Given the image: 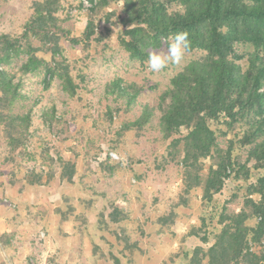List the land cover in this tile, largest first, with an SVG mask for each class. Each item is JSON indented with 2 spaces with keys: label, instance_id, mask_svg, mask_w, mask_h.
<instances>
[{
  "label": "rangeland",
  "instance_id": "374dc122",
  "mask_svg": "<svg viewBox=\"0 0 264 264\" xmlns=\"http://www.w3.org/2000/svg\"><path fill=\"white\" fill-rule=\"evenodd\" d=\"M93 1L86 6L82 0H0V36L19 38L21 49L18 57L2 65L20 95L13 107L0 106L7 114L0 122V175L19 186L66 180L73 189L67 201L79 198L91 209H100V227L118 237V245L112 244L121 252L116 264H136V251L148 254L141 264H211L209 248L233 223L231 218L244 214V224L250 227L262 221L254 203H264V160L257 166L249 159L255 141L247 145L243 138L253 128L244 121L231 130L228 140L236 161L222 185L208 189L206 178L214 163L208 157L203 159V184L187 192L183 143L166 153L180 135L168 139L161 131L160 97L193 55L182 42L165 41L145 60L132 56L122 40L123 3ZM39 4L53 9L52 33L60 38L61 55L41 36L21 37ZM89 23L94 28L91 38L86 34ZM29 41L42 63L24 70ZM62 64L71 66L74 92L66 90L58 74L56 66ZM112 151L122 159L111 158ZM60 157L75 164L71 178L65 176L67 166ZM5 198L14 203L10 193ZM165 232L167 239L161 234ZM250 239L252 248L263 253L264 239Z\"/></svg>",
  "mask_w": 264,
  "mask_h": 264
},
{
  "label": "trees",
  "instance_id": "16d2710c",
  "mask_svg": "<svg viewBox=\"0 0 264 264\" xmlns=\"http://www.w3.org/2000/svg\"><path fill=\"white\" fill-rule=\"evenodd\" d=\"M102 1L105 5L112 1L123 3L125 37L122 40L132 56L145 60L150 50L161 47L165 41L169 44L180 41L193 55L171 77L160 97L161 131L168 139L180 135L172 140L166 153L170 155L172 146L179 147L183 143L181 167L185 190L191 192L203 184V159L208 157L214 160L206 178L208 189L224 183L227 171L236 161L228 136L244 121L253 128L243 137L246 144L255 141L249 159L261 166L259 162L264 160V0ZM46 9L43 5L37 6L21 37L41 36L53 44L54 54L61 55L64 52L60 38L52 33L53 9L49 4ZM86 34L88 38L93 36V23L87 26ZM26 48L29 59L23 65L24 70L38 68L42 60L36 55L35 47L29 41ZM20 54L19 38L10 34L0 36V106L11 108L19 98L18 85L2 65ZM56 67L66 90L74 92L77 85L71 66ZM52 70L50 68L49 72ZM117 84L124 94L122 81ZM4 116L7 118V114L0 112V122ZM141 121L138 119L137 123ZM224 141L228 142L227 147ZM60 160L67 166L65 176L71 178L75 164L62 157ZM254 205L262 221L257 227H250L244 224V214L231 218L233 223L218 234L209 248L211 264H261L264 261V251L260 254L250 245V238L255 243L264 239V203Z\"/></svg>",
  "mask_w": 264,
  "mask_h": 264
},
{
  "label": "crops",
  "instance_id": "0c3cea01",
  "mask_svg": "<svg viewBox=\"0 0 264 264\" xmlns=\"http://www.w3.org/2000/svg\"><path fill=\"white\" fill-rule=\"evenodd\" d=\"M65 182H25L19 186L10 184L4 175H0V264L119 262L117 256L121 252L112 246L113 243L118 245V237L100 227L97 215L100 209H91L79 198L71 197L67 201V196L73 195V189ZM9 193L14 203L7 202L5 196ZM55 195L60 197L59 200L53 198ZM174 230L178 232L179 228ZM161 234L166 239L169 235L168 232ZM155 235L153 233V237ZM128 250L126 248L124 252L130 256ZM134 257L136 264L148 261V254L140 251H136Z\"/></svg>",
  "mask_w": 264,
  "mask_h": 264
},
{
  "label": "built area",
  "instance_id": "2783aa9c",
  "mask_svg": "<svg viewBox=\"0 0 264 264\" xmlns=\"http://www.w3.org/2000/svg\"><path fill=\"white\" fill-rule=\"evenodd\" d=\"M82 1H83L84 5H86V6H91L92 5V1L91 0H82ZM109 156L111 158H113V159H116V160H121L122 159L121 156L119 155V153L114 152V151L109 153ZM42 234H43V236H45L44 232Z\"/></svg>",
  "mask_w": 264,
  "mask_h": 264
}]
</instances>
